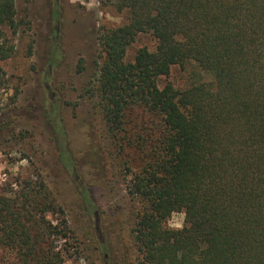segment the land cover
Here are the masks:
<instances>
[{"label":"trees","instance_id":"16d2710c","mask_svg":"<svg viewBox=\"0 0 264 264\" xmlns=\"http://www.w3.org/2000/svg\"><path fill=\"white\" fill-rule=\"evenodd\" d=\"M102 1L128 14L100 33L93 89L104 149L136 152L122 164L138 264H264V0ZM14 22L15 0H0V27ZM138 33L155 49L128 61ZM11 50L1 42L0 60ZM174 65L190 73L183 89L159 85ZM173 212L182 227L165 225ZM68 231L40 175L0 193V248L17 264H63L51 238Z\"/></svg>","mask_w":264,"mask_h":264},{"label":"rangeland","instance_id":"374dc122","mask_svg":"<svg viewBox=\"0 0 264 264\" xmlns=\"http://www.w3.org/2000/svg\"><path fill=\"white\" fill-rule=\"evenodd\" d=\"M127 21L126 10L102 0H15L14 27H0V43L12 47L0 60V193L42 177L70 228L51 238L63 264H138L130 233L138 203L122 164L135 167L136 152L116 158L104 149L93 89L100 33ZM143 46L155 49L151 33H138L125 59ZM166 82L183 89L190 73L174 65L159 78ZM183 220L173 212L165 225L180 228ZM0 264H17L13 252L0 248Z\"/></svg>","mask_w":264,"mask_h":264}]
</instances>
